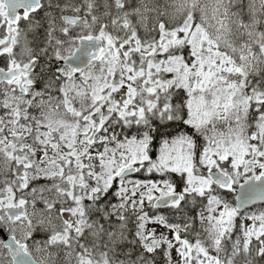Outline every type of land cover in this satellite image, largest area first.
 <instances>
[{
  "label": "snow or ice",
  "instance_id": "1",
  "mask_svg": "<svg viewBox=\"0 0 264 264\" xmlns=\"http://www.w3.org/2000/svg\"><path fill=\"white\" fill-rule=\"evenodd\" d=\"M0 264H264V0H0Z\"/></svg>",
  "mask_w": 264,
  "mask_h": 264
}]
</instances>
